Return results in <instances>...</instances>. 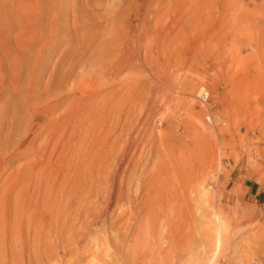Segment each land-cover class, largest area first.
<instances>
[{
    "label": "rangeland",
    "instance_id": "obj_1",
    "mask_svg": "<svg viewBox=\"0 0 264 264\" xmlns=\"http://www.w3.org/2000/svg\"><path fill=\"white\" fill-rule=\"evenodd\" d=\"M32 108L41 127L26 151ZM57 128L74 149L63 158L75 188L69 239L53 233L48 198L30 188L24 200L19 172ZM9 159L0 264H264V0H0Z\"/></svg>",
    "mask_w": 264,
    "mask_h": 264
},
{
    "label": "bare ground",
    "instance_id": "obj_2",
    "mask_svg": "<svg viewBox=\"0 0 264 264\" xmlns=\"http://www.w3.org/2000/svg\"><path fill=\"white\" fill-rule=\"evenodd\" d=\"M48 111L50 113V110L47 108L43 112L46 115ZM52 111L53 110H51V112ZM39 116H40V114H39L37 109L32 108L30 110L29 117H31V118L29 119V117H28L27 129H26L25 135H24L23 139L19 142V145H18L22 150H26V151L32 150V148H33L32 144L34 143V141L38 135L36 128L41 127ZM57 131H58V128L53 130V132L50 133L49 136L44 140L41 158L37 161H32L27 168H21V170H19V172L24 171L27 173V176H28V178L25 181V185H24V189H25L24 195H23L24 200L30 199L32 197L30 188H33L36 191V196L32 197L35 199L36 202L42 201L45 197L48 198L49 202L46 205V207H47L49 214H50V217H51L50 225H52V226L55 225L52 229L53 233H55V234L59 233V234H61V236L63 235L62 237L69 239V237L72 235V233L69 235V233H70L69 230L72 232V216L70 215L69 204H70V201H72V199H73L75 188L73 187V183L71 182V180H69V178L66 176V174L68 173L69 167H70V163H66L63 160V158H65V155L69 156L70 153L73 154L74 149L71 150V148H70L71 152L69 150V152L66 154L68 149L64 145L65 137L63 136L61 139V142H59L57 140ZM17 154H19V153H14L13 150L11 151V156L15 157ZM13 157H11V158H13ZM10 161L11 160L9 159V161L7 163H3V162L1 163L0 162V169L2 168V166L4 167L5 165L9 164ZM62 174H64V175L62 177L58 178V175H62ZM97 183H98V181H97ZM118 197H119V194H117V198ZM80 200H81L80 203L86 202V200H82V199H80ZM61 208H62V211L60 213L58 212V214L55 215V212L58 209L60 210ZM80 211L81 210H79V214H82V215H83V212L86 214L88 213L89 215L91 214L90 210L88 211V209H84L81 212ZM125 213L126 212L124 211L123 214L120 215L119 219L125 218L126 217ZM128 215H129V213L127 214V216ZM130 215H131V213H130ZM40 217H41V215L36 216V218H35L36 219V225H35V229L33 231V235H36V239H37L38 243L41 242L43 231L45 230V225H44L45 222L42 218H41V221L39 223ZM32 219H33V214H32V216H30V222L32 221ZM124 222L125 221H123V223ZM133 222L130 225V229L133 225ZM38 223L40 224V226L36 231V226L38 225ZM87 227H89V226L88 225L84 226L85 229ZM138 227H137V229H138ZM130 229L128 230V228H127V229L121 230L122 234L120 236L122 237V240H121V238H120V240L118 239L120 244L123 243V241H125L126 239L130 238V236H129L130 235L129 231H131ZM132 229H133V227H132ZM136 231H138V230H136ZM64 238L61 240V242H62L61 244L64 247L63 250H67V248L70 249L71 246L69 244H67V246L65 245V243H67V242H65ZM128 240H127V243H130V242H128ZM131 240L133 242H136V243L138 242V240L135 238H131ZM131 244L129 246V249H130V247L132 248ZM128 245H127V248H128ZM47 248H48V250L58 249V247H53V246H49ZM125 248H126V246H125ZM127 248H126V251H127ZM40 249H42L41 245L37 248V251ZM71 249H72V247H71ZM131 250H133V249H131ZM122 253H125V250ZM128 255H129V253H128ZM122 257H124V256H122ZM126 257L123 259L126 260ZM143 257H145V256H143ZM128 258H130V257L128 256ZM120 261H121V256H119L118 262H120ZM122 261H124V260H122ZM130 261H131V259H130ZM141 261H140V264H141ZM102 264H107V263L103 262Z\"/></svg>",
    "mask_w": 264,
    "mask_h": 264
},
{
    "label": "built area",
    "instance_id": "obj_3",
    "mask_svg": "<svg viewBox=\"0 0 264 264\" xmlns=\"http://www.w3.org/2000/svg\"><path fill=\"white\" fill-rule=\"evenodd\" d=\"M196 99L198 100V102L203 105V106H207L208 105V93L205 89V87H200L197 91L196 94ZM207 121L210 120V117L206 118Z\"/></svg>",
    "mask_w": 264,
    "mask_h": 264
},
{
    "label": "crops",
    "instance_id": "obj_4",
    "mask_svg": "<svg viewBox=\"0 0 264 264\" xmlns=\"http://www.w3.org/2000/svg\"><path fill=\"white\" fill-rule=\"evenodd\" d=\"M249 190H250V194H252L254 197L258 196V193H259L258 188H255L254 186L251 185L249 187Z\"/></svg>",
    "mask_w": 264,
    "mask_h": 264
}]
</instances>
